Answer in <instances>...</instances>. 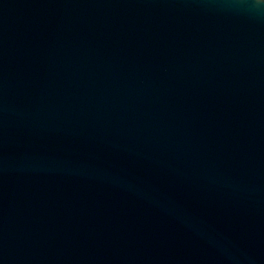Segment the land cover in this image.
Returning a JSON list of instances; mask_svg holds the SVG:
<instances>
[{"label": "water", "instance_id": "1", "mask_svg": "<svg viewBox=\"0 0 264 264\" xmlns=\"http://www.w3.org/2000/svg\"><path fill=\"white\" fill-rule=\"evenodd\" d=\"M0 264H264V0H0Z\"/></svg>", "mask_w": 264, "mask_h": 264}]
</instances>
